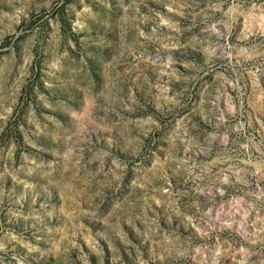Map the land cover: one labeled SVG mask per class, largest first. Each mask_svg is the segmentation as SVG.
Instances as JSON below:
<instances>
[{
	"label": "rangeland",
	"instance_id": "374dc122",
	"mask_svg": "<svg viewBox=\"0 0 264 264\" xmlns=\"http://www.w3.org/2000/svg\"><path fill=\"white\" fill-rule=\"evenodd\" d=\"M0 264H264V0H0Z\"/></svg>",
	"mask_w": 264,
	"mask_h": 264
}]
</instances>
